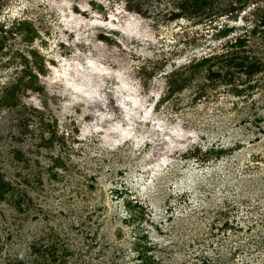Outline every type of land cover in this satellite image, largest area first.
I'll return each mask as SVG.
<instances>
[{
    "label": "rangeland",
    "instance_id": "1",
    "mask_svg": "<svg viewBox=\"0 0 264 264\" xmlns=\"http://www.w3.org/2000/svg\"><path fill=\"white\" fill-rule=\"evenodd\" d=\"M191 3L0 0V264H264V0Z\"/></svg>",
    "mask_w": 264,
    "mask_h": 264
},
{
    "label": "trees",
    "instance_id": "2",
    "mask_svg": "<svg viewBox=\"0 0 264 264\" xmlns=\"http://www.w3.org/2000/svg\"><path fill=\"white\" fill-rule=\"evenodd\" d=\"M192 1L190 8L185 9L183 11L186 15H195L199 13H207L212 8H214V0H190ZM185 6H182L181 9L183 10ZM238 43L242 44L243 42L240 40ZM237 45V43H235ZM238 44V45H240ZM241 55L237 53L236 49H233L231 53L229 54V57L223 58L222 60H225L226 64L233 63L234 65L239 68L240 71H244L246 74H253L254 72L260 70L262 65L260 62H256L255 59L250 58L249 56L243 58L242 60L240 59ZM208 57H206L205 60H207ZM203 62V60H201ZM226 74V73H225ZM181 78L182 83L187 82V79L184 76H179ZM171 86H168V89ZM169 91V90H168ZM40 178L38 179V181ZM15 186L10 183V181L6 180L0 170V200L1 199H6L7 198V192L9 190L13 189ZM26 192H19L18 196L16 197V202L15 205L18 207V209L24 210L25 207L22 206V202H24L25 198L24 196ZM128 203V201H127ZM146 234L142 235V238H144ZM47 239V237H45ZM48 240V239H47ZM134 249L138 251L137 257L142 258V262L145 264H159L158 261L155 260V258H152L150 255H146L148 249H150V246L145 244H139V241H134ZM144 242V241H143ZM32 249L30 251V255L34 254L35 257L33 256L32 258L29 257L28 259V264H54L58 258L62 255L61 253L58 254L59 252V247L57 246L55 241H46V242H41L40 240L33 242L32 244ZM23 263V262H22ZM142 264V263H141Z\"/></svg>",
    "mask_w": 264,
    "mask_h": 264
}]
</instances>
